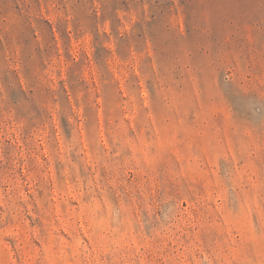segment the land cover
I'll list each match as a JSON object with an SVG mask.
<instances>
[{
	"label": "rangeland",
	"instance_id": "obj_1",
	"mask_svg": "<svg viewBox=\"0 0 264 264\" xmlns=\"http://www.w3.org/2000/svg\"><path fill=\"white\" fill-rule=\"evenodd\" d=\"M0 264H264V0H0Z\"/></svg>",
	"mask_w": 264,
	"mask_h": 264
}]
</instances>
